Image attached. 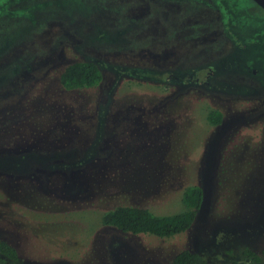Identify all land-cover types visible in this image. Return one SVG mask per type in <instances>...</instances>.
<instances>
[{
    "label": "rangeland",
    "instance_id": "374dc122",
    "mask_svg": "<svg viewBox=\"0 0 264 264\" xmlns=\"http://www.w3.org/2000/svg\"><path fill=\"white\" fill-rule=\"evenodd\" d=\"M215 2L230 13L237 54L210 71L178 60L197 54L189 37L227 51L228 41L151 14L149 0H0V240L22 264H172L184 250L246 246L264 254V94L245 97L237 80L255 69L264 84V11ZM6 54L41 66L25 88ZM81 61L104 80L67 91L61 75ZM195 185L204 201L188 232L159 238L102 223L122 205L185 211Z\"/></svg>",
    "mask_w": 264,
    "mask_h": 264
},
{
    "label": "trees",
    "instance_id": "16d2710c",
    "mask_svg": "<svg viewBox=\"0 0 264 264\" xmlns=\"http://www.w3.org/2000/svg\"><path fill=\"white\" fill-rule=\"evenodd\" d=\"M61 84L66 90L93 89L101 85L103 74L94 62L81 61L71 64L61 75ZM209 122L219 125L223 120V113L214 110L208 115ZM204 200L203 189L190 186L183 193L182 202L185 211L157 215L149 209L139 206L122 205L107 212L102 223L107 227H114L124 233L134 235L150 234L159 238H172L188 232L200 210ZM264 264V254H259L251 247H229L221 252L201 253L189 250L181 251L172 264ZM0 264H22L18 250L0 240Z\"/></svg>",
    "mask_w": 264,
    "mask_h": 264
},
{
    "label": "flooded vegetation",
    "instance_id": "af4514ba",
    "mask_svg": "<svg viewBox=\"0 0 264 264\" xmlns=\"http://www.w3.org/2000/svg\"><path fill=\"white\" fill-rule=\"evenodd\" d=\"M250 1L254 5H256L257 8L264 11V9H262L256 2H254L253 0H250ZM149 2L150 4L148 5L147 9L149 10L151 14L156 15L158 17V15L162 16L161 13L164 12L166 13L167 17H169L175 24H181L183 25L182 27H185L184 25H186L185 29L193 28L194 30H196L195 33L202 32V29H205V30L207 29V31L212 28L216 29L211 34L218 36V38H221L222 40L228 41V43L230 44V50L227 51L225 46H222L221 43H219L218 46L212 47L214 42H216L215 39L212 40L211 43L205 44L206 43L205 41L198 42L200 37L196 36L198 38H195V37H192L193 36L192 35L189 37V39L193 42V45H197V46H191L192 44L188 42L189 44H187V46L189 45V47L187 49L191 51H195L197 52V54L195 56L188 55L189 53L187 54L188 51L186 50V52L182 54L183 56L180 59H178L179 61H181V59L184 58V61L187 62L186 61L187 57H189V59L193 58L194 60H198L199 62H201L200 63L201 67L206 66V68L208 67L209 69V66L212 65L214 60L222 59L220 60L222 62V61H225L223 60L225 57H231V55L234 54L235 52L237 54V51H236L237 46H236V43L234 42V38L233 37L230 38L228 35H226V32L229 31L230 29L228 28L227 24L229 23H227L228 21L225 19V16L227 15L228 18L230 19V13L228 12L227 9L224 10V7L222 5L217 4L215 0H149ZM250 9L251 7H249V10ZM123 10L127 11L126 8L125 9L121 8V13H123ZM211 34H208V35H211ZM15 47L16 46H13L12 48H10V53L13 54V49ZM6 56L7 54L2 56V59L4 60V62L5 63L7 62L8 66L10 67V70H14L13 73L15 72L18 73L17 76L14 75L15 77H13L12 80H14V82L17 83L18 85L23 86V88L26 87V81L22 82L23 78L24 77L29 78L30 76H32V73L36 74L37 70H41V66L36 67L35 64L31 63L30 59L24 56H22L21 58H17V59L12 58V57L11 59H7L5 58ZM29 60L30 62H27ZM90 62H93V61H90ZM193 63H195V61ZM43 64H44V61L42 65ZM206 64H209V66H207ZM70 65H68L67 67H69ZM98 67L100 68L103 74V80H104V70H102V68L99 65ZM209 70L211 71V68ZM209 74L213 75L214 73L210 72ZM236 74L237 73H235V75ZM231 77L233 76L231 75ZM238 77L239 79L237 80L240 83L241 87L249 89L251 91L250 93L245 94V97L251 95L253 96V98H255V97L261 96V94H264V84L260 83V76H259L258 70L253 69L252 72L251 71L248 72V70L241 71ZM184 82L188 83V80H185ZM207 84H210V82H207ZM173 86H176V85H173ZM193 87L194 86H189V88H193ZM217 93H222V92H217ZM15 103L18 104L19 101L16 100ZM7 105L8 103L6 105L1 106L0 109H3ZM15 109H20V106L15 107ZM14 112L19 113L20 111L16 112L14 110ZM262 119L264 123V115H262ZM223 123H224V116H223L222 122L219 125H215V126L220 128Z\"/></svg>",
    "mask_w": 264,
    "mask_h": 264
},
{
    "label": "water",
    "instance_id": "95a60500",
    "mask_svg": "<svg viewBox=\"0 0 264 264\" xmlns=\"http://www.w3.org/2000/svg\"><path fill=\"white\" fill-rule=\"evenodd\" d=\"M256 2L262 9H264V0H253Z\"/></svg>",
    "mask_w": 264,
    "mask_h": 264
}]
</instances>
